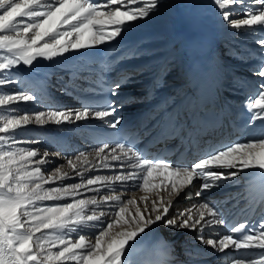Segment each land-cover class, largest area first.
Segmentation results:
<instances>
[{
  "label": "snow or ice",
  "instance_id": "snow-or-ice-1",
  "mask_svg": "<svg viewBox=\"0 0 264 264\" xmlns=\"http://www.w3.org/2000/svg\"><path fill=\"white\" fill-rule=\"evenodd\" d=\"M214 3L228 27L252 35L264 32V0H214ZM228 5L235 7L228 9ZM253 5L261 7L254 8ZM169 8L168 0H0V85L17 83L15 77L19 73L13 69H19L21 65L32 69L38 59H73L66 57L70 52H80L81 56L95 55L82 50L111 45L122 33L127 34L139 26L134 22L150 20L154 14ZM238 12H243V16L231 18ZM122 40L123 37L112 46H118ZM256 42L264 49V37ZM199 44L200 41L195 39L186 41L187 46ZM153 51L136 46L125 55L138 59ZM174 55L175 44L166 67L175 64ZM240 58L246 57L241 53ZM66 60L58 63L64 64ZM69 71L80 84L72 90L67 87L61 90L80 98L83 101L81 107L0 116V264H129L131 251L161 227L177 232L185 229L197 232L196 239L201 245L210 246L219 253L231 249L236 255L230 264H264V220L239 223L219 239H206L203 235L205 227L226 222L221 218L224 211L209 199L208 193L212 190L238 184L243 179L248 181L250 189L259 185L260 198L264 201V135L235 143L213 144L209 141L199 149L200 158L190 164L149 159L132 144L116 140L124 119L119 111L125 100L115 97L121 95L120 90L126 83L135 82L133 76L125 75L122 80L108 85L107 92L113 99L105 97L106 106L99 107L92 101L104 92V87L89 79L92 70L72 66ZM148 71L151 69L146 64L138 68V73ZM4 73L8 74L7 78ZM253 75L260 80L258 92L255 97L249 95L247 102V108L255 110L249 124L257 118L264 119V57L254 65ZM161 79L158 75L154 89L139 99L154 96L155 89L162 86ZM238 86L243 88V82ZM88 93L93 95L90 97ZM192 95L194 99L189 100L186 95L176 93L151 106L146 114L151 128L146 130L149 133L156 131L153 142L179 137L182 143L199 144L198 137L212 122L202 108L200 98L194 92ZM39 100L40 97L31 92L8 93L0 95V106L7 107L9 112H18V108L8 106ZM109 117L111 119H107ZM89 118L99 119L104 125L117 129V133L100 137L90 151L73 155L17 147L40 142L38 137L24 136L28 125L73 124ZM50 155L63 156L66 164L42 169L41 165L53 162L47 159ZM90 155L93 161L89 160ZM109 159L118 163L110 164ZM66 167L80 177L76 183H57L73 178L64 171ZM101 168H119L120 171L84 178L85 172L96 169L99 173ZM124 168L131 170L125 172ZM49 184L55 186L45 187ZM137 191L151 193L155 198L145 195L139 203L134 196L123 198L128 192L134 194ZM88 192L96 195L79 198ZM161 192L166 193V198ZM193 194L199 200L197 204L169 215L170 209L178 206L174 201ZM201 197L203 199H199ZM46 201L67 202L44 204ZM89 205L93 207L89 208ZM193 209L197 210L195 214ZM104 217L111 219L105 223ZM98 224L100 227L94 236L84 231ZM246 226V231L237 236L236 233H241ZM241 250L249 254L261 250L260 257L247 258ZM161 255L159 264H172L167 260L168 253Z\"/></svg>",
  "mask_w": 264,
  "mask_h": 264
},
{
  "label": "bare ground",
  "instance_id": "bare-ground-1",
  "mask_svg": "<svg viewBox=\"0 0 264 264\" xmlns=\"http://www.w3.org/2000/svg\"><path fill=\"white\" fill-rule=\"evenodd\" d=\"M168 2L171 4V8L166 9L162 13L154 14L150 20L134 22L139 26L127 34L122 33L121 37H123V40L118 46L112 45H117V41H120L121 37H118L117 41H112L111 45L106 44L97 46L93 49L82 50L88 53H95V55L92 56H81L80 52H70L66 54V57H72L73 59L66 60L65 57L54 58L52 61L38 59V61L34 62L32 69L24 68L23 65H21L19 69H13V72L19 73L15 77L17 83L0 85V95L16 92H31L39 97L38 89L29 88L27 83L22 81L25 79L35 81L44 73V71H50L56 74L67 72L72 66H77L76 68L80 70L91 69V72L99 71L102 73L107 69H113L114 72L108 77L114 81L120 80L125 75H132L135 82L126 83L120 91L124 90L138 92H142L145 85L155 78L160 69H162L163 72V67H165L166 71L161 77L163 80H165V82L168 83V86H172L173 84L178 83L175 82V79L183 78V73L185 70V51L182 50L181 47L186 44V41L195 39L199 36L209 41L213 45L214 53L212 57L213 64L216 66L215 72L219 74L220 72H223L224 69V74L226 75L225 77L228 78L225 83V89L230 95L229 90L233 89L232 86H234V83L229 82L233 81L235 77L233 76L230 78V73L227 70L231 69L232 72H237V75H243L248 71V69H253V62H250V55L254 56L258 54L260 56H264V49H262L261 46L256 42L257 39L264 37V32H256L255 35H252L251 33L245 32L244 30L238 31L228 27L222 21L220 17L221 10L214 3V0H168ZM233 7L235 6H227L228 9ZM253 7L259 8L261 5H253ZM242 16L243 12H238L231 18L238 19ZM253 27L256 28L258 26ZM173 44H175V64L171 67H166L168 64L169 53L173 51ZM136 46L141 48H150L154 51L142 54V56L138 59L128 58L125 53L129 49ZM230 49L232 51H230ZM241 53L244 54L246 57L245 59L240 58ZM60 60H66V62L64 64H60L58 63ZM133 63L140 65L146 64L149 66L151 71L138 73L137 69H129L125 74L120 73L121 68L132 65ZM3 75L5 78L8 76L7 73H4ZM78 81L80 82L79 79ZM61 84L63 85V83ZM67 84L70 86V88H73L78 85V82L73 83L68 81ZM56 85L59 87V90L56 89ZM48 86L52 90H55L59 97V101L66 105L67 108L80 107V105L75 100L64 96V93H60V84L49 81ZM6 87L10 89L5 90ZM174 94H176L174 90L170 92L171 96ZM46 103L47 101L44 100L43 97H40L39 102H19L8 106L11 108H18V112H9L7 107L0 106V116L17 115L21 113L20 111L24 108L29 109L28 112L30 113L33 111L38 112L39 110L45 111L47 110L45 108ZM135 106L136 104L131 105V109L134 110L133 108ZM96 120L97 119L89 118L88 120L79 121L73 124H62L65 125V130L59 131L57 128L54 130L55 134L52 135V137L49 136L52 130H47L45 126L28 125L24 130V136L28 138L38 137L40 142L35 144H21L17 145V147L38 148L40 149L41 153L44 151L53 153L47 150L54 149V152H56V148L53 147L52 142H57L58 139H63L69 136L72 141L68 144L66 143L65 145L68 150H76L77 152L90 151L93 148L90 139L84 136V132L78 131L76 128L93 123ZM58 127H60V125H58ZM47 159L52 160L53 162L41 165L40 167L44 170H50L52 167L61 164L62 162H66L63 156L54 157L50 155ZM89 160L93 161V156L90 155ZM95 163L98 164L99 162L95 161ZM108 163L116 164L118 162L111 161L109 159ZM113 169L114 168H101L99 173H97L96 169H93L92 171L85 172L84 178L94 174H106V171ZM64 171H67L73 176V178L64 179L62 181H58L57 183L72 184L76 183L80 179V177L75 176V174L72 173L71 168L66 167ZM241 176H243V173ZM237 179L240 178L238 177ZM52 186L55 185H45V187ZM116 187L117 190H119V185ZM218 192L219 189H214L208 193L210 201L215 203L217 207L221 208L224 201L232 198L235 199L233 200V206L240 203L241 193L236 192L231 196L224 197L221 192H219V194ZM95 195L96 193L88 192L85 193L83 197L79 198H88ZM145 195H149L150 199L155 198L153 194L145 193L143 191H137L134 194L128 192L123 198L128 199L133 198L134 196V198L139 203L140 198ZM161 195L165 196L166 198V193L161 192ZM199 199H203V197ZM65 202L67 201H46L43 203L49 204ZM198 202L199 200L194 194L192 196L182 197L178 201H174V204H177L178 206L170 209L169 215H175L177 212L183 211L184 209L190 207L193 204H197ZM92 207L93 206L89 205V208ZM101 207H104V205L102 204ZM129 208L132 209L133 206H129ZM108 210L111 211V209ZM196 211V209H193L194 214ZM110 219L111 217L102 218L105 223H107ZM99 227L100 225L98 224L97 227L87 228L84 231L90 236H94V234L99 230ZM116 230L119 229H114L113 231ZM223 232V225L215 224L205 227L203 235L206 239L209 237L213 239H219L223 235ZM196 236L197 232L186 229L177 232L171 228L161 227L159 231L148 236V238H151V242H156L158 244L160 242L165 243V241L169 242L166 245L173 251V254H175L178 259L181 260L194 259L205 263L211 262L212 264H230L231 260L235 256V253L232 252L231 249L226 250V253L216 252L210 246L201 245L196 239ZM137 239L139 240V237ZM53 251H56V249H53ZM189 252H191V255ZM219 254H224V256L222 258H218ZM259 257L260 253L255 255L254 259H258ZM70 264H75V262H70Z\"/></svg>",
  "mask_w": 264,
  "mask_h": 264
},
{
  "label": "rangeland",
  "instance_id": "rangeland-1",
  "mask_svg": "<svg viewBox=\"0 0 264 264\" xmlns=\"http://www.w3.org/2000/svg\"><path fill=\"white\" fill-rule=\"evenodd\" d=\"M176 9H177V7H176ZM250 58H251V55H250ZM6 89H10V88H8V87H6L5 88V90ZM12 89V88H11ZM3 90V89H2ZM5 90H3V91H5ZM29 107H31V106H29ZM28 110L29 109H26V108H24V109H22L20 112L21 113H19V114H17V115H22L23 113H25V112H27V113H30V112H28ZM39 111H41V110H39ZM38 111V112H39ZM31 112H32V110H31ZM35 111H33L32 113H34ZM37 112V111H36ZM1 115V114H0ZM38 135V134H37ZM32 138H35V137H32ZM50 152H52V151H50ZM66 164V162H62L61 164H59V165H65ZM57 166V165H56ZM56 166H54V167H52L51 169H53V168H55Z\"/></svg>",
  "mask_w": 264,
  "mask_h": 264
}]
</instances>
